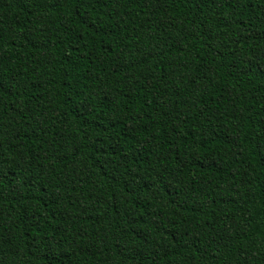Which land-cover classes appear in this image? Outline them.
Returning a JSON list of instances; mask_svg holds the SVG:
<instances>
[{"label": "trees", "instance_id": "trees-1", "mask_svg": "<svg viewBox=\"0 0 264 264\" xmlns=\"http://www.w3.org/2000/svg\"><path fill=\"white\" fill-rule=\"evenodd\" d=\"M0 264H264V0H0Z\"/></svg>", "mask_w": 264, "mask_h": 264}]
</instances>
